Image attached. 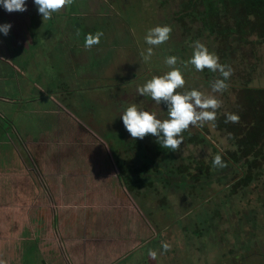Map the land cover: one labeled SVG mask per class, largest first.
I'll list each match as a JSON object with an SVG mask.
<instances>
[{"label":"rangeland","instance_id":"rangeland-1","mask_svg":"<svg viewBox=\"0 0 264 264\" xmlns=\"http://www.w3.org/2000/svg\"><path fill=\"white\" fill-rule=\"evenodd\" d=\"M182 2L188 0H74L44 21L34 0H26L24 12L0 5V26H12L8 35L0 32V221L10 220L3 209L15 202L48 211L43 233H36L38 242L20 264H43L45 258L48 264H264V92L263 98L257 94L264 90V40L237 28L232 9L211 25L203 5L192 7L189 17ZM156 26H171L170 39L150 46L145 37ZM97 32L103 33L100 43L86 48V36ZM196 41L232 69L223 93L211 87L223 78L219 72L185 67ZM149 47L153 55L145 62L141 51L147 54ZM169 56L178 58L175 67L186 81L178 91L195 89L222 101L215 127H190L175 152L151 135L133 139L121 118L133 104L168 118L165 103L137 89L172 70L165 63ZM229 113L239 122L225 123ZM217 154L227 167H213ZM122 171L140 185L128 184L129 190ZM85 173L98 178L94 182L111 194V204L126 210L113 205L108 218H101L103 210L98 217L82 216L86 226L64 249L62 232L73 240L76 227H60L56 218L52 226L40 194L56 198L63 175H76L84 186ZM10 185L17 186L15 193ZM95 190L100 186L76 198L86 205ZM24 215L18 218L22 230ZM39 215L31 211L29 220ZM71 217L72 210L65 211L64 218ZM41 236L49 237V251L58 245L63 255H44L37 246Z\"/></svg>","mask_w":264,"mask_h":264},{"label":"clouds","instance_id":"clouds-1","mask_svg":"<svg viewBox=\"0 0 264 264\" xmlns=\"http://www.w3.org/2000/svg\"><path fill=\"white\" fill-rule=\"evenodd\" d=\"M73 2L74 0H34L43 21L50 20L54 13L60 12ZM25 4L26 0H0V5L9 13L27 11ZM11 27L10 24L2 25L0 32L6 36ZM171 32V26H156L148 31L145 41L150 46H159L170 39ZM102 36V32H97L95 35L88 34L85 38V47L90 49L99 44ZM191 47L193 53L190 60L185 63V67L191 64L198 72L205 69L214 73L219 72L223 78L212 82V91L214 93L226 91L228 88L226 81L232 75V69L222 65L219 57L199 41L194 42ZM152 55V47L147 49V54L141 51L145 62H148ZM177 62V57H167L165 63L172 70L162 76H153L151 80L137 89L140 96H149L157 104L165 103L167 119H158L155 112L139 110L135 104L127 107L121 116L125 129L133 139L142 140L151 135L157 138V143L162 148L171 149L173 152L180 148L184 141L182 134L190 127H203L206 123H211L215 127L217 110L222 107V101L213 95H205L195 89L185 92L178 91L184 87L186 81L181 70L175 67ZM239 119L238 115L229 113L226 115L225 123H238ZM213 167L224 168L227 167V163L221 155L217 154L213 158ZM162 247L165 252L169 250L167 243H164ZM149 255L155 259L157 253L150 251ZM0 264H6V262L0 260Z\"/></svg>","mask_w":264,"mask_h":264},{"label":"crops","instance_id":"crops-1","mask_svg":"<svg viewBox=\"0 0 264 264\" xmlns=\"http://www.w3.org/2000/svg\"><path fill=\"white\" fill-rule=\"evenodd\" d=\"M2 58V57H0ZM3 59V58H2ZM6 62H10L8 60H5ZM68 112V111H67ZM67 115L70 116V114L67 113ZM71 117V116H70ZM73 120L75 119L74 117H71ZM75 121V120H74ZM76 122V121H75ZM77 123V122H76ZM31 154V152H30ZM106 159V158H104ZM113 160V158H112ZM111 161V159L109 160V162ZM93 161H91L92 163ZM85 169V168H84ZM95 169V168H94ZM33 176H36L37 173H32ZM28 176H31V174L29 173ZM40 176H42L41 180H44V182L47 181V179L44 177L43 173H40ZM51 176V175H50ZM49 176V177H50ZM64 176V175H63ZM61 177L58 181V185H57V193H56V198L51 199V201L49 200V194L44 192H41L40 197H42V195L44 194V197L47 198V206L49 209V214H50V219L51 222L50 224L53 226L54 225V218H56L58 220V224L59 226L63 227L64 224H68V227H76V229L72 230L71 234L73 236V240H66L65 239V234L64 232H62L61 237L62 239V244H64V249H66L67 245H72L73 242H75L74 237H78V228L81 227H85L86 225L83 223V218L82 216H87L89 219H91L93 216L98 217L97 216V212L100 210H103L104 213L101 215V218H108L111 215H109V211H111L110 209H112L113 205L115 204H111V194H107L106 189L103 192V187L101 184H96L94 182V180H97L98 178L95 177L94 175H90L88 173H85V175H83L84 177L82 179L86 180V185L83 186V184L79 183V181L76 182V175H69L72 178H66V177ZM93 178H92V177ZM64 178L66 180H64ZM70 179V181H69ZM40 186L42 187V182H39ZM90 183V186H88ZM47 188L49 190L52 189V187H49V184H46ZM100 186V190H95L93 193V196H95L96 198L93 197V199H88L87 198V204L86 205H82L81 203H79L78 198H76L79 195H82V191L83 189L85 190L84 194H90L89 190L94 189L95 187ZM15 187V189L17 188L16 185H10V188ZM32 187V185H31ZM81 187V188H80ZM83 187V189H82ZM15 189L13 190L15 193ZM55 190V189H53ZM51 190V191H53ZM40 192V191H39ZM67 197H73L75 199V202L73 204H70V202H65V200L67 199ZM108 197V198H107ZM63 198V202L62 204H59V199ZM6 209H3L4 212H8V217L10 218L9 221H0V260L5 261L6 264H13V262L16 260L18 261V263L20 264V260H24L25 257V251L27 250V248H29V246L31 245V243L33 242H38V237L36 233H43L42 229H43V225L45 222H47L48 220V211L45 208V205L40 204L38 205H30L27 206L24 205L23 207L21 205H19V203L15 202L11 205L7 207H4ZM115 208H117L118 210L120 209H125V208H120L119 206L115 205ZM72 210V217L71 220H66L64 218L65 216V211H70ZM126 210V209H125ZM31 211H35L40 213L39 216H37L35 218V221H30L29 220V212ZM18 212H24V220H25V225L27 229H23V226H20V223L18 218L20 216V214H18ZM84 212H87L88 215H85ZM90 212V213H89ZM63 217V219H61ZM28 219V221H27ZM1 220V219H0ZM29 228L31 229V232L29 231ZM61 229V228H60ZM64 230V229H63ZM41 241H39V244H37V246L41 249V252H43V254L45 255V253L47 254H58L60 253L61 255H63V251H62V247L58 246V249L54 248L51 249L49 251V243H48V239L49 237L46 236L45 238H43V236L39 237ZM51 238L56 240V236L54 234L51 235ZM90 240H87V242ZM94 241V240H92ZM79 242H80V238H79ZM77 244V243H76ZM55 245H52V247ZM19 251V252H18ZM24 251L23 255L22 252ZM67 251V250H66ZM68 251L65 253L67 254ZM43 264H48L47 263V259L45 258L43 260ZM73 264V262H72Z\"/></svg>","mask_w":264,"mask_h":264},{"label":"trees","instance_id":"trees-1","mask_svg":"<svg viewBox=\"0 0 264 264\" xmlns=\"http://www.w3.org/2000/svg\"><path fill=\"white\" fill-rule=\"evenodd\" d=\"M183 8L182 12L184 15L191 17L193 9H196L198 6H202L203 10L201 13L206 15V19L211 25L217 24V19L223 17V13L231 12L234 13L233 19L237 28L240 30L248 28L251 32H256L260 38L264 40V0H204L201 3H195L193 0H188V2H182ZM193 7V9H192ZM204 18V15H202ZM249 92V91H248ZM264 90L257 91V94L260 96ZM261 97V96H260ZM263 98V97H261ZM227 126V124H226ZM247 151L245 156H248ZM124 171H122L123 174ZM126 173H131L133 171L125 170ZM137 172V171H136ZM126 180L127 188L128 184L133 186H139V182L131 179V177H125L124 174L121 175ZM128 180V181H127Z\"/></svg>","mask_w":264,"mask_h":264}]
</instances>
